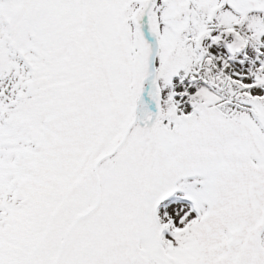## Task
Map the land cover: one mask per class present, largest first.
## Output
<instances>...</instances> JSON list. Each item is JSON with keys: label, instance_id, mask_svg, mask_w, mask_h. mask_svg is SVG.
<instances>
[{"label": "snow or ice", "instance_id": "6c2138e0", "mask_svg": "<svg viewBox=\"0 0 264 264\" xmlns=\"http://www.w3.org/2000/svg\"><path fill=\"white\" fill-rule=\"evenodd\" d=\"M0 264H264V0H0Z\"/></svg>", "mask_w": 264, "mask_h": 264}]
</instances>
